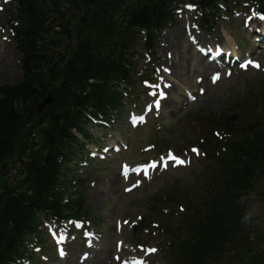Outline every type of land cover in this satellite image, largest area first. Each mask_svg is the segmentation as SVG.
<instances>
[{"label": "trees", "instance_id": "16d2710c", "mask_svg": "<svg viewBox=\"0 0 264 264\" xmlns=\"http://www.w3.org/2000/svg\"><path fill=\"white\" fill-rule=\"evenodd\" d=\"M65 1L67 0H54L52 3L54 5L59 3L62 8H65ZM165 1L163 9H165ZM80 2L84 5V12H86V17L80 24L81 32L96 38V41L86 48L82 46V40L73 47L69 44L71 36L64 31V24L69 25L71 22L70 16H67L68 10L64 13L67 17H62L64 24H59L60 30H55L54 22L50 21L49 14L43 10L44 7L36 6L35 0H25V15H23L29 27L18 38L19 48L23 53V80L18 85L0 89L2 94L0 98V165L16 155L20 158L26 152L28 153L23 164L24 176L20 181L22 187H18L13 192V188L3 185L0 179V184L3 186L0 187V222L1 230H3L0 233L5 234L3 239L7 238L2 249L6 247L9 237L12 235L14 238L17 231L31 219L33 208L46 207L51 213H58V207L47 201L48 198L54 199L52 183L55 173L53 162L55 154L61 147L62 137L67 134L68 124H73L77 119L74 108L84 107L83 102L86 101L101 107L98 104L103 97V89L105 93L109 90L106 78L115 72L117 61L110 55L107 57L101 55L104 51L100 43L108 39L111 44L109 33L114 29L111 21H108L112 17L106 12L104 0H81ZM70 3L75 4L76 1L70 0ZM146 10L136 12L131 17L132 22H143L144 19L158 20L162 7L157 12H155V5L149 6ZM76 17L77 15H74V18ZM46 32L48 36L45 35ZM64 37L66 39L62 40ZM58 40H61V44ZM92 76L96 78L89 82ZM48 92H52L53 101L44 111L48 117V122L44 126L46 119L42 115L36 118L35 110L36 105ZM31 126H34V129L38 127L40 133V141L32 143L35 145L34 149L31 147L33 145H29L28 139L32 134ZM31 140L34 141V138ZM255 141L241 138L230 143L229 147L233 155L227 161L226 172L221 177L225 186H229L232 179L230 174L233 175L241 163L243 170H247L251 165L259 162L258 159H251L253 155L250 152H248L250 157L247 163L243 157L247 144ZM261 153L264 156V148L261 149ZM0 175L3 176V174ZM217 176L220 177L221 174ZM220 198L222 195L216 200ZM229 202L231 201L227 200L222 207ZM7 219L11 220L10 226ZM200 231H204V235L192 233L187 239V241L191 239V242L185 246V251L214 253L213 251L222 246L224 241L236 234L235 229H224L217 220L211 230L206 221Z\"/></svg>", "mask_w": 264, "mask_h": 264}, {"label": "rangeland", "instance_id": "374dc122", "mask_svg": "<svg viewBox=\"0 0 264 264\" xmlns=\"http://www.w3.org/2000/svg\"><path fill=\"white\" fill-rule=\"evenodd\" d=\"M0 20L3 21V14L0 13ZM184 23V21H182ZM224 26L226 28L232 27L229 22L221 21L218 24V28ZM229 25V27H227ZM182 24H178L177 27H173L169 35H173L174 31L177 34L175 42L178 43V52H179V43H181L182 50L181 55H184L187 60H183L180 56L182 68L178 73H174L171 76H166L167 80L171 83L169 90V101L166 103L168 107H164V114L162 116V128L163 134L167 137H170L177 141L178 143L182 142V137H185L197 134L200 131V124L196 120H192L191 116L194 113L204 115L208 112H215L220 108L227 107L233 101H242L246 98V92L258 86H264V72L261 71H247V72H238L234 76L228 79L221 80L216 86H212L209 89V92L204 96L200 97L196 102L189 105L185 111H168L169 108L174 106V99L181 98L182 94V85L183 84H192V76L194 74V68H196L200 59L195 55V52L189 49V45L186 43L185 39L181 33ZM218 34V29L215 32ZM180 38V39H179ZM181 40V41H180ZM161 41V40H160ZM160 41L157 43V50L163 58H166L164 54L167 46L160 45ZM160 46V48H159ZM2 52V57L0 58V84L2 83H17L21 78V70L19 68L18 60L19 56L8 39L0 38V53ZM162 52V53H161ZM180 53V52H179ZM193 54V56H192ZM264 64V59H262ZM164 64V61H163ZM191 72L189 73L188 71ZM197 73V72H195ZM178 87V88H177ZM134 106L128 107L130 110ZM178 109V108H177ZM126 112L124 113V117ZM115 127V132L120 129V124L116 122L113 123ZM142 131L146 132L148 128ZM86 128L92 131V136L96 137L99 135V129L92 123H87ZM125 133V131H124ZM130 133V132H129ZM182 133V134H181ZM135 149L122 154V157L130 158L132 161H138L139 157H135ZM119 157V156H117ZM110 164L103 163L102 166H95V163H91L88 167L90 170V175L87 180V194L86 201L88 207L87 209L88 216L96 217L97 223L94 229V232L98 236V241H93L91 244V255L90 261L87 264H119L113 259V253L117 254L118 250L116 246V241L120 240L122 242L121 248L125 249V253L132 252L136 250L132 247V244L129 241V232L130 229L126 225H121L116 223L117 218L129 217V220H133L137 214L144 213L148 206V199L153 194H164L168 193L170 189L176 183H182L187 187H191L194 182H196V173L198 167L192 172H187L185 170L169 172L172 173L171 177L165 178L161 177L156 180L150 188L146 185L141 186L139 189H135L129 194H124L122 192L123 185L116 180L117 169L112 168V162ZM94 166V167H92ZM105 168H112L105 170ZM79 171H85V168H81ZM113 176L115 177V182L109 190L98 189L96 192V187H94L96 181L102 182L106 177ZM197 191V187H193ZM191 190V189H189ZM256 217L261 218L264 215V207L260 203H255L254 205ZM90 217V218H91ZM156 235L155 229H152ZM78 243V241H77ZM76 243V244H77ZM82 242V248H80L77 253H80L84 248ZM69 262L75 263L74 252H69ZM148 261V264H164L163 259L160 257V254L157 255V258L153 259L148 256L145 257ZM151 258V261H150ZM63 260H60L56 257L55 252L51 250V255L47 263L45 264H62Z\"/></svg>", "mask_w": 264, "mask_h": 264}, {"label": "bare ground", "instance_id": "6f19581e", "mask_svg": "<svg viewBox=\"0 0 264 264\" xmlns=\"http://www.w3.org/2000/svg\"><path fill=\"white\" fill-rule=\"evenodd\" d=\"M170 46L172 49H174L175 51L177 50V42H175V40L171 39L170 40ZM1 55V54H0ZM175 61L171 63V67L173 69V73H178L180 71V69L182 68L181 66V62L180 60L178 59V57L176 56L175 54V57H174ZM170 63V62H169ZM115 179L113 177H108L105 181V185L106 186H111L113 183H114ZM84 262V261H83ZM89 261H85L84 264H87Z\"/></svg>", "mask_w": 264, "mask_h": 264}, {"label": "snow or ice", "instance_id": "6c2138e0", "mask_svg": "<svg viewBox=\"0 0 264 264\" xmlns=\"http://www.w3.org/2000/svg\"><path fill=\"white\" fill-rule=\"evenodd\" d=\"M262 18H264V17H262ZM251 63V62H250ZM245 67L247 66V65H244ZM254 66H256V67H259V65L258 64H254ZM194 151H196L195 149H194ZM173 159H176L175 157H173ZM180 163H184V161H179Z\"/></svg>", "mask_w": 264, "mask_h": 264}]
</instances>
